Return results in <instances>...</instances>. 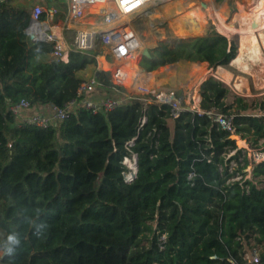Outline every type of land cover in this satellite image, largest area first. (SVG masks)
Wrapping results in <instances>:
<instances>
[{"label": "trees", "instance_id": "1", "mask_svg": "<svg viewBox=\"0 0 264 264\" xmlns=\"http://www.w3.org/2000/svg\"><path fill=\"white\" fill-rule=\"evenodd\" d=\"M13 1L0 11V264H255L245 246L264 248V185L230 181L248 166L246 157L238 166L232 136L264 139V101L258 108L212 77L201 85V115L184 98L178 117L136 99L106 114L80 108L48 128L22 124L10 106L62 109L98 62L74 52L68 62L53 58L52 44L25 33L31 10ZM243 8L234 22L248 19ZM237 53L238 39L211 25L202 36L160 41L138 64L146 72L180 61L217 69ZM95 74L119 98L110 73ZM133 155L137 175L125 181L123 161ZM253 174L264 177V162Z\"/></svg>", "mask_w": 264, "mask_h": 264}, {"label": "built area", "instance_id": "2", "mask_svg": "<svg viewBox=\"0 0 264 264\" xmlns=\"http://www.w3.org/2000/svg\"><path fill=\"white\" fill-rule=\"evenodd\" d=\"M13 0H0L2 7ZM53 5L39 1L31 7L30 19L25 28L29 40L34 43L53 45L52 56L58 61L68 62L70 53H79L97 62L98 48L104 49L112 62L110 72L111 83L118 92L119 98H99L96 94L101 86L97 76L84 80L78 88V97L69 102L64 108L45 114H27L29 108L26 100L10 106V111L20 123L48 128L60 121L68 119L80 108L94 114H106L124 104V101L140 99L137 96L149 97L150 103L167 105L173 117H178L185 110L183 99L171 92L158 91L149 87L150 82L140 72L134 74L128 63L143 57L146 49L134 26L132 19L142 15L151 6L171 2L173 0H51ZM92 18H97L92 20ZM111 26L100 30L96 24ZM138 61L136 62V64ZM149 75V73H146ZM133 91H123L129 88ZM121 90V91H120ZM158 91V92H157ZM133 92V93H132ZM201 115V111L197 110ZM146 119L143 121V123ZM217 122L225 128H230V122L221 117ZM1 260V254H0ZM259 264V260H255Z\"/></svg>", "mask_w": 264, "mask_h": 264}, {"label": "rangeland", "instance_id": "3", "mask_svg": "<svg viewBox=\"0 0 264 264\" xmlns=\"http://www.w3.org/2000/svg\"><path fill=\"white\" fill-rule=\"evenodd\" d=\"M255 1L256 0H251V2L250 0H222L218 2L214 0L213 4L206 0H173L171 2L158 3L151 6L142 15L134 17L131 20V23L142 39L143 48L149 51L156 48L160 41L166 40L168 38H188L202 36L207 32L211 25L214 26L218 32L222 33L225 36L229 38H237L239 42V39L243 35V33L249 32L250 29L249 27H247L249 26L248 24H241L242 22H234V15L239 12L241 5H244L245 8L243 9L246 12L249 11L250 13V9L252 6L251 3H255ZM13 2L14 4L21 5V7L31 10L33 4L38 2V0H14ZM52 3L53 2H49L45 4L51 6L53 5ZM203 3L206 4V7L202 6ZM197 7L207 12L205 18L201 17L195 19L190 17L189 11ZM258 17L262 18V22L264 23V10L258 14ZM96 19L97 18H92L93 21ZM247 21L251 25L250 27L254 29L256 28L257 19L253 14L249 15L246 22ZM222 23L228 25V27H231L229 32H222L221 30H219L218 26ZM253 33L255 36L258 35V31ZM97 55L100 57L101 61L97 63L96 68L89 67L86 70L87 73L86 75H84V78L87 79L95 76L96 71H104L109 73L111 72L112 62L109 56L105 53L104 49L99 47ZM141 58L142 57H139L137 61L139 62ZM129 63L128 65H130ZM180 63V70H182L185 74L182 76V78H179V81H172L171 79H169L163 80L162 83L157 84H155L154 81L157 79V76L159 75L158 73H153V75L151 76L146 75V73L149 72H140V70H137L131 65L128 67H130V70L136 69L137 73L140 72L141 75L146 77V80H149L150 78L151 83L149 87L156 88L158 89V91H173L177 97H181L182 95L181 98H184L185 105L189 106V108L192 110H200V102L202 99L200 89L202 83L212 77L220 80L221 82H224L222 76L223 71L229 73L233 77L231 83H226L231 88L233 94L246 98L247 100H249V102L252 101L254 105H258V108L259 103L261 101H264V86H261L257 83V76L259 75L260 79L264 76V69L262 70L264 61L260 62L261 65L255 66V69L253 70L254 74H256L254 75L255 77L250 76L249 74L247 75L246 73L244 74L242 71L231 64L229 67H222L223 71L222 69L220 71L219 68L211 69L208 65L193 66L189 65L190 63L186 61H181ZM241 77L245 78L246 80V87L244 91H238L234 87V85L238 82V80L241 79ZM185 79H188L189 81L187 82ZM109 80L111 82L110 78ZM123 89V91L127 92L131 88H129L128 90L126 88ZM96 94L99 98H112V96H110L108 92L101 89V86L97 89ZM196 96H198V102L196 100ZM136 97L140 98L137 100H141L144 103H146L145 100L149 98L142 95H136ZM235 100V97L231 99V101L233 102ZM125 102L127 101H124V103ZM147 103L150 102L147 101ZM51 112L52 111H49L47 113ZM27 114L32 115L34 113ZM259 114L264 115V112L260 110ZM232 138L236 140L238 150H242V155L239 159L241 161V164L238 166L241 167L245 165V157L247 158L248 166L244 170V176L236 174V176L230 181L242 180V182H245V180H250L255 182L259 187L263 186L264 177H255L253 171L257 165L264 162V139L261 138L256 143L251 135L246 136L243 134H235L232 136ZM237 151L231 152L228 158L235 155ZM136 159L137 158L135 155L130 158L124 159L123 164L128 168V172L123 175L125 181H130L133 174L135 173ZM236 168V161H232L229 163V172L231 174L235 171ZM191 176L192 175H190L189 177ZM160 241L161 245L165 242L164 235L161 236ZM245 251V259L248 261V263H255L256 259H260V254L264 251V248L256 247L253 249L251 245H246Z\"/></svg>", "mask_w": 264, "mask_h": 264}, {"label": "bare ground", "instance_id": "4", "mask_svg": "<svg viewBox=\"0 0 264 264\" xmlns=\"http://www.w3.org/2000/svg\"><path fill=\"white\" fill-rule=\"evenodd\" d=\"M251 4L252 6L250 9V14H253L254 17L257 19V26L254 29L250 27L251 25L249 24L248 21L247 22L244 21L241 23V24H248L249 26L247 27H249L250 31L247 33H243V35L240 37L238 42V53L236 58L231 62V65L238 68L244 74L246 73L247 75L248 74L256 75L253 72L255 66L261 65L260 62L264 61V23L262 22V18L258 17V14L264 10V0H256L255 3H251ZM206 13H207L206 11H203L199 7L189 11L190 17L195 19L201 17L205 18ZM111 26L112 24L110 26H105L102 23L96 24V27L99 28L100 30H107L108 28H111ZM256 31H258L257 36H255L253 33ZM263 69H264V65L262 67V70ZM137 70L132 69L131 71L134 74H136ZM259 79L260 77L258 75L257 80ZM240 82L241 81H239L237 85H235L234 87L238 91H244V87ZM259 83H260L259 85L264 86V76L262 77V80Z\"/></svg>", "mask_w": 264, "mask_h": 264}, {"label": "crops", "instance_id": "5", "mask_svg": "<svg viewBox=\"0 0 264 264\" xmlns=\"http://www.w3.org/2000/svg\"><path fill=\"white\" fill-rule=\"evenodd\" d=\"M180 62H178L176 64L166 65V66L160 67L159 69H157V70H155L153 72H149V75H151V73H158L159 74L157 76V79L154 81L155 84L162 83L163 80H169V79H171L172 81H179V78H182V76L185 74V73H183L182 70H180V66H181V63ZM138 63L136 64V66L133 65V64H131V63H129V64L132 67L140 70V72H144V70L139 67V64ZM130 65H128V66H130ZM189 65H193V66L195 65V66H197V65H208V64L207 63H196V64H189ZM218 68L220 69V71H221V69L223 71V68L222 67H218ZM136 69H134V70H136ZM86 73H87L86 71L83 72V73H81V76L82 77H85L84 75H86ZM249 75L255 77L254 75H251V74H249ZM222 76H223V81L225 83L229 84V83L232 82L233 77L229 73L223 71ZM185 80L187 82L189 81L188 79H185ZM261 80H262V78L259 79V80H257V83L260 84L259 82H261ZM148 81L151 83V79L150 78H149ZM239 81H241L240 83L243 85V87L245 89V87H246V80H245V78H242L241 77V79L238 80V82ZM237 83L235 85H237ZM49 111H52V109L50 107H43V108L36 109V110L35 109L34 110L33 109L32 110L29 109L27 113L45 114V113H47Z\"/></svg>", "mask_w": 264, "mask_h": 264}, {"label": "water", "instance_id": "6", "mask_svg": "<svg viewBox=\"0 0 264 264\" xmlns=\"http://www.w3.org/2000/svg\"><path fill=\"white\" fill-rule=\"evenodd\" d=\"M202 6L206 7V4L203 3ZM143 56H145V57H151L150 51L146 49V50L144 51ZM135 166H136V171H135V174H133L131 180L135 179V178H136V175H137V159H136V164H135Z\"/></svg>", "mask_w": 264, "mask_h": 264}, {"label": "clouds", "instance_id": "7", "mask_svg": "<svg viewBox=\"0 0 264 264\" xmlns=\"http://www.w3.org/2000/svg\"><path fill=\"white\" fill-rule=\"evenodd\" d=\"M9 241L12 242V243H18V240L16 239L15 236H9ZM9 252L12 251V249H8Z\"/></svg>", "mask_w": 264, "mask_h": 264}]
</instances>
